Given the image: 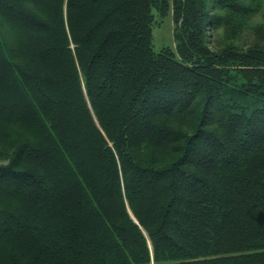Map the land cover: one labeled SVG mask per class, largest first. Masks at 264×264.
I'll return each instance as SVG.
<instances>
[{
  "label": "trees",
  "instance_id": "obj_1",
  "mask_svg": "<svg viewBox=\"0 0 264 264\" xmlns=\"http://www.w3.org/2000/svg\"><path fill=\"white\" fill-rule=\"evenodd\" d=\"M0 264H264V0H0Z\"/></svg>",
  "mask_w": 264,
  "mask_h": 264
},
{
  "label": "rangeland",
  "instance_id": "obj_2",
  "mask_svg": "<svg viewBox=\"0 0 264 264\" xmlns=\"http://www.w3.org/2000/svg\"><path fill=\"white\" fill-rule=\"evenodd\" d=\"M155 21L152 32V44L155 51L163 48L174 47V24L172 16H161L154 10ZM214 34V33H213Z\"/></svg>",
  "mask_w": 264,
  "mask_h": 264
}]
</instances>
